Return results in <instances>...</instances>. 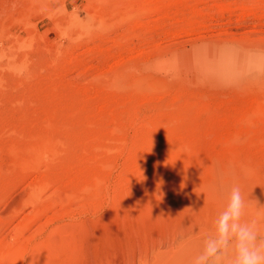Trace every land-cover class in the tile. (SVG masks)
<instances>
[{
	"label": "rangeland",
	"instance_id": "obj_1",
	"mask_svg": "<svg viewBox=\"0 0 264 264\" xmlns=\"http://www.w3.org/2000/svg\"><path fill=\"white\" fill-rule=\"evenodd\" d=\"M233 185L264 230V0H0V264H192Z\"/></svg>",
	"mask_w": 264,
	"mask_h": 264
},
{
	"label": "clouds",
	"instance_id": "obj_2",
	"mask_svg": "<svg viewBox=\"0 0 264 264\" xmlns=\"http://www.w3.org/2000/svg\"><path fill=\"white\" fill-rule=\"evenodd\" d=\"M247 204L239 185L206 233L192 264H264V230L260 219H246Z\"/></svg>",
	"mask_w": 264,
	"mask_h": 264
},
{
	"label": "bare ground",
	"instance_id": "obj_3",
	"mask_svg": "<svg viewBox=\"0 0 264 264\" xmlns=\"http://www.w3.org/2000/svg\"><path fill=\"white\" fill-rule=\"evenodd\" d=\"M21 13H23L22 11H21ZM21 15V14H20ZM226 200V199H225ZM224 203V202H223ZM225 203H226V201H225Z\"/></svg>",
	"mask_w": 264,
	"mask_h": 264
}]
</instances>
